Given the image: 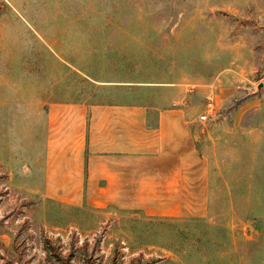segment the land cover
Wrapping results in <instances>:
<instances>
[{
  "label": "rangeland",
  "instance_id": "rangeland-1",
  "mask_svg": "<svg viewBox=\"0 0 264 264\" xmlns=\"http://www.w3.org/2000/svg\"><path fill=\"white\" fill-rule=\"evenodd\" d=\"M0 23L29 102H0V264H264V0H0ZM43 89L207 114L206 214L46 197Z\"/></svg>",
  "mask_w": 264,
  "mask_h": 264
},
{
  "label": "crops",
  "instance_id": "crops-1",
  "mask_svg": "<svg viewBox=\"0 0 264 264\" xmlns=\"http://www.w3.org/2000/svg\"><path fill=\"white\" fill-rule=\"evenodd\" d=\"M4 52L0 23V102L29 105L23 97L25 81H6ZM44 90L36 103L45 111L41 141L46 197L75 206L141 209L150 215L206 214L209 174L199 135L204 128L198 124L204 113L193 117L179 106L101 102L91 95L57 99ZM10 91L20 97L10 99Z\"/></svg>",
  "mask_w": 264,
  "mask_h": 264
},
{
  "label": "water",
  "instance_id": "water-1",
  "mask_svg": "<svg viewBox=\"0 0 264 264\" xmlns=\"http://www.w3.org/2000/svg\"><path fill=\"white\" fill-rule=\"evenodd\" d=\"M260 89H262L264 91V83L263 82H258L255 86V90H249L248 91V94L251 95V94H255L257 93Z\"/></svg>",
  "mask_w": 264,
  "mask_h": 264
},
{
  "label": "built area",
  "instance_id": "built-area-1",
  "mask_svg": "<svg viewBox=\"0 0 264 264\" xmlns=\"http://www.w3.org/2000/svg\"><path fill=\"white\" fill-rule=\"evenodd\" d=\"M207 118H208V115L207 114H201L200 116H199V121H202V122H204V121H206L207 120Z\"/></svg>",
  "mask_w": 264,
  "mask_h": 264
}]
</instances>
